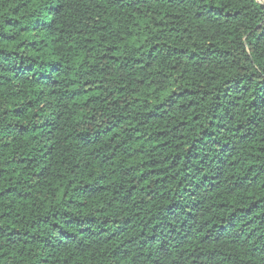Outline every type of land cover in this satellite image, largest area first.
<instances>
[{
    "label": "trees",
    "instance_id": "trees-1",
    "mask_svg": "<svg viewBox=\"0 0 264 264\" xmlns=\"http://www.w3.org/2000/svg\"><path fill=\"white\" fill-rule=\"evenodd\" d=\"M0 264H264V0H0Z\"/></svg>",
    "mask_w": 264,
    "mask_h": 264
}]
</instances>
